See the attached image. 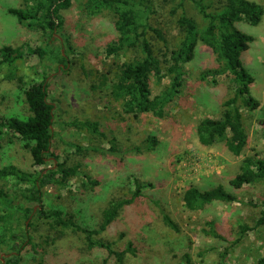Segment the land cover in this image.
Segmentation results:
<instances>
[{"label": "rangeland", "instance_id": "obj_1", "mask_svg": "<svg viewBox=\"0 0 264 264\" xmlns=\"http://www.w3.org/2000/svg\"><path fill=\"white\" fill-rule=\"evenodd\" d=\"M86 1L71 0V7L60 12L63 26L50 41L48 34L18 24L8 13L9 9L24 8L23 0H0V48L10 46L20 49L22 54L12 65L0 68V117H27L23 86L26 88L32 81L39 82L46 77L49 101L55 105L56 115L51 150L59 162L79 167L78 175L65 188L49 186L43 189L44 209H63L75 215L81 225L96 228L109 201L130 198L135 184H141L143 199L125 207L120 217L97 237L110 242L117 252L132 243L136 253L128 254L124 264H183L185 252L190 255L191 264H216L225 249L228 252L226 264H255L258 257L264 256V225L241 238L239 229L240 226L254 228L261 217L264 183L234 190L229 181L239 172L241 158L231 156L221 144L202 146L195 133L197 120L217 119L223 102L232 95L226 77H219L216 86L200 78L203 71L218 68L215 55L203 44L197 45L193 60L184 66L182 87L167 106L166 118L159 120L150 114L137 119L126 116L107 95L106 89L99 86L101 75L113 69L120 60L106 57L104 51L118 35L113 15L109 12L87 15ZM194 1L198 0H185L184 9L202 29L205 21ZM250 1L264 8V0ZM161 4L163 0H151L143 9V16L148 26L158 29L165 40L172 43L177 36L174 18L167 4ZM235 26L254 37L242 61L254 78L250 94L259 102V108L252 112L242 109V114L249 136L247 153L263 156L264 16L256 27L246 23ZM148 37L157 49H162V43L152 32H148ZM66 38L73 52L67 57L70 62L67 72L60 74L56 69L59 71L63 65L50 59V51L54 57L59 51L65 52L62 41ZM34 49L44 51L45 56L40 59L32 54ZM132 57L133 54L126 56L127 59ZM124 60L121 58L120 64ZM151 85L152 93L159 94L169 88V79L163 78L159 84L152 79ZM72 120L98 122L106 137L64 125ZM148 136L157 140L156 147L150 148L145 143ZM113 137L116 138V151H110ZM71 144L82 151L71 148ZM8 165L30 171L45 168H33L29 155L18 144L5 146L0 154V168ZM191 185L202 190L222 186L236 194L238 202L232 205L215 203L205 211L188 212L181 195ZM160 211L170 215L179 232L163 224ZM212 221L226 242L204 233L208 230L206 223ZM29 235L35 247L24 248L20 264H102L107 258L103 249L89 250L83 234L51 230L45 221H38ZM0 257L3 260L10 256L0 250ZM107 264L117 263L112 258Z\"/></svg>", "mask_w": 264, "mask_h": 264}, {"label": "trees", "instance_id": "obj_2", "mask_svg": "<svg viewBox=\"0 0 264 264\" xmlns=\"http://www.w3.org/2000/svg\"><path fill=\"white\" fill-rule=\"evenodd\" d=\"M24 8L9 9L8 13L16 18L18 24L35 31L48 34L51 38L60 33L63 19L60 12L71 7V0H23ZM185 0H163L174 18L177 36L175 42H167L162 33L146 23L143 9L151 0H87L84 10L89 16H97L109 12L114 18L117 32L116 40L104 47L108 58L124 61L116 63L111 70L101 75L100 87L106 89L107 95L116 102L126 116L137 119L140 115L150 114L154 118L163 120L167 117V106L174 101L182 87L184 66L190 63L195 55L199 43L211 50L215 55L218 68L203 71L202 81L213 85L218 84L219 77H226L229 81L231 97L222 104L220 116L217 119L205 117L197 120L195 133L198 142L204 147H214L221 144L225 150L235 158H241L239 172L229 181L234 190H242L245 186H255L264 183V152L263 156L247 153L249 136L243 122L242 109L249 112L259 108V102L250 94V87L254 78L245 69L242 55L247 52L254 42V37L239 31L237 23H246L256 27L264 16V8L250 0H198L194 1L200 15L205 21L202 29L190 18L184 9ZM214 7V8H213ZM214 9V10H212ZM152 32L154 37L162 43V49H157L148 37ZM56 40L59 41L58 37ZM60 42V41H59ZM62 45L65 52H57L56 57L50 51V59L58 60L63 65L59 71L67 72V57L73 52L69 39H64ZM51 44V43H50ZM48 44V47L49 45ZM40 59L45 52L40 49L31 50ZM133 54L127 59L126 56ZM20 49L10 46L0 48V68L12 65L20 59ZM163 78L169 79V88L159 94L152 93V79L159 84ZM44 77L39 82L32 81L26 88L23 86L25 105L29 115L25 118L15 116L0 117V154L5 146L18 144L29 155L33 168L45 167L43 170H22L15 165L0 168V250L10 256L0 257V264H20L21 252L33 243L30 230L34 229L38 221H45L51 230H68L84 235L89 250L98 248L107 252V258L114 259L117 264H124L128 254L134 255L133 244L120 252L112 248L110 242L97 239L121 215L125 207L136 200H142L143 186L135 184V191L130 198L113 199L101 213V222L96 228L87 227L77 222L75 215L63 209H44L43 189L46 187L65 188L68 182L78 175V166L69 167L65 162H59L51 150L55 136V105L49 101V85ZM22 85V80L19 79ZM22 88V87H21ZM101 89V88H100ZM67 127L86 131L105 138L99 129V123L91 120H72L64 122ZM264 137V136H263ZM115 150L116 138L110 141ZM145 143L150 148L158 145L154 136H148ZM71 148L75 146L69 145ZM77 151L82 149L75 147ZM50 159H53L50 162ZM55 162H57L55 164ZM95 185V183H91ZM182 203L188 212L205 211L215 203L232 205L238 202L236 194L229 193L222 186L211 189H199L194 185L188 186L181 195ZM16 202V203H15ZM39 206L36 214V207ZM264 207V202H262ZM161 212L163 224L174 232H179L178 225L168 213ZM255 223L254 228L240 226L239 238L250 230L264 225V211ZM30 221V222H29ZM29 222V224H28ZM207 236L221 242L226 239L215 229V222L206 223ZM48 241V239H47ZM228 252L219 254V262L226 264ZM183 264H191L188 253L182 254ZM255 264H264V256L257 258Z\"/></svg>", "mask_w": 264, "mask_h": 264}]
</instances>
